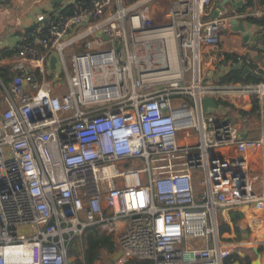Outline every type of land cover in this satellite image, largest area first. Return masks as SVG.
I'll return each mask as SVG.
<instances>
[{"label": "built area", "instance_id": "2783aa9c", "mask_svg": "<svg viewBox=\"0 0 264 264\" xmlns=\"http://www.w3.org/2000/svg\"><path fill=\"white\" fill-rule=\"evenodd\" d=\"M66 1L69 13L38 16L16 42L3 87L0 264H69L71 239L88 227L112 236L114 264H223L246 242L222 238L219 214L264 208L249 157L264 147V124L260 138H241L224 103L263 104L264 82L205 85L201 49L263 9L208 18L212 0H174L157 19L154 0ZM183 94L192 104L174 105ZM206 97L216 107L203 111Z\"/></svg>", "mask_w": 264, "mask_h": 264}, {"label": "crops", "instance_id": "0c3cea01", "mask_svg": "<svg viewBox=\"0 0 264 264\" xmlns=\"http://www.w3.org/2000/svg\"><path fill=\"white\" fill-rule=\"evenodd\" d=\"M159 1L160 0H154L150 5V9L151 14L155 18L161 19L164 17V15L162 17V14H165L167 10L173 6L172 1L174 0H170V6L167 10H164L163 5H161L162 3H159ZM239 1H241V6L244 0H212L208 9V18H212L213 12L220 7L227 10L226 15L234 12L258 11L264 8V6L260 5V0H254V10L247 7L244 11H237L235 9L240 7L236 6ZM68 4L66 0H0V52L3 51L4 54L0 57V71L4 68H8L12 73L7 85H4L0 81V91H2L4 99V101L0 100V114L6 108L3 87H8L11 77L15 74L12 69L13 61L17 55L14 45L26 35L38 16L46 15L50 12L58 13L66 6H70ZM233 6H235V8H233ZM219 14L223 15L224 13L220 11L218 15ZM237 24H249L250 27L249 29L247 28L246 31L250 36L258 34L257 30L259 27L257 28L249 23L248 19L239 20ZM243 37L244 36L240 32L234 31L233 27L223 29L216 47L211 48L205 46L201 49V66H203V68H201V73L204 81H208V85H213L215 81L217 82L219 74L228 68L226 63H219L220 57L218 54L220 52L235 54L240 58H248L252 62L250 65L253 64L258 70L264 72V54H259L258 52L260 46L264 44V39L262 38L261 44L260 42L249 39L245 41ZM209 50L213 51L212 55L205 54V52ZM55 87L56 85L52 88V92ZM25 88L27 91H33L35 86L27 80ZM66 91L53 93L60 95ZM232 99L234 102H227V104H229L227 116H229V120L238 125L241 138L242 136L244 137L243 139L256 140L260 138L262 124H264V118L261 117L260 111L257 114H250V116L243 117L237 110L249 112L252 107L251 99L246 96L232 97ZM260 105L261 109L263 104ZM230 106L235 108V110H230ZM249 157L251 161L254 191L255 193L261 194L264 192V147L252 148L249 150ZM219 217L220 224L225 223L230 229L228 232L221 233L225 241H247L245 244L246 246L244 245L245 247L235 248L238 249L237 251L243 264H246L248 260L251 262L255 259V254L253 252L254 248H257L255 246L261 247V264H264V208L259 210L255 209L252 205H246L237 209L223 211L219 214ZM261 224H263V226ZM114 256L115 251L112 258ZM110 261L108 264H110ZM235 263L239 264L238 262H234L233 264Z\"/></svg>", "mask_w": 264, "mask_h": 264}, {"label": "trees", "instance_id": "16d2710c", "mask_svg": "<svg viewBox=\"0 0 264 264\" xmlns=\"http://www.w3.org/2000/svg\"><path fill=\"white\" fill-rule=\"evenodd\" d=\"M260 5L264 6V0H260ZM247 7L251 10H254L255 4L254 0H244L243 4L240 7H237L235 10L244 11ZM264 9V8H263ZM71 11L70 6H66L62 9L61 13H69ZM248 22L253 24L258 28L257 33L262 36L264 39V14L259 17H249L247 18ZM16 52V51H15ZM259 54H264V44H262L258 50ZM224 57L219 62L226 63L228 67L226 70H223L218 78V85H228L234 83H242V84H258L264 82V72L258 70L255 65H244L250 69L251 72H256L258 75L253 76L251 72L242 74L240 70H233V64H229L228 61H235L237 55L231 53L222 52ZM3 51L0 52V57H2ZM12 73L8 70V68H4L0 71V81L7 85L10 80V75ZM40 83L39 75H35ZM252 107L249 112H243L241 110H237L240 115L243 117L250 116V114H257L260 111V103L259 99L255 96L251 97ZM224 105L229 106V104L224 103ZM264 106V102H263ZM230 110H235L232 106H230ZM230 229L228 225L225 223H221L219 226V233L228 232ZM80 245L81 250H77V245ZM238 249H235L228 257L223 260V264H233L234 262H238L239 264H243L242 259L237 252ZM115 251V246L113 242V238L111 235L101 232L96 227H88L86 228L79 237H74L71 239L69 246L67 248V256L72 259V264H97L102 261L104 257H107L108 263L111 260ZM258 251L261 252V247H258ZM105 255V256H103ZM103 256V257H102ZM107 263V264H108ZM123 264H152L149 260H127ZM246 264H250L249 260Z\"/></svg>", "mask_w": 264, "mask_h": 264}, {"label": "water", "instance_id": "95a60500", "mask_svg": "<svg viewBox=\"0 0 264 264\" xmlns=\"http://www.w3.org/2000/svg\"><path fill=\"white\" fill-rule=\"evenodd\" d=\"M241 4V1L237 2L236 6H240ZM233 8H235V6H233ZM222 12L224 14L227 13V10L220 7L219 9L215 10L213 12V15L212 17H215L216 15H218L219 12ZM232 26H233V30L236 31V32H240L244 37V40L247 41L248 39L249 40H252V41H257V42H260L262 44V37L258 34H255L254 36H250L246 29L250 27V25H244V24H236L235 21L231 22ZM49 64H50V68L51 69H54L55 68V64H56V57L52 56L50 58V61H49ZM233 70H240L242 72V74H246V73H249L251 72L250 69H248L247 67H243V66H238V65H234L232 67ZM253 76H257L258 74L256 72H251ZM216 82V81H215ZM201 107H202V110L203 111H206V109L208 107H211V108H215L216 107V104H215V101L213 99V97H206L202 100V103H201ZM229 123V120H226L224 122V124H227ZM242 138H244L242 136ZM254 254H255V259L252 260L250 262V264H261V256H260V252L258 251L257 248H254L253 250ZM119 258V254H115V256L111 259L110 261V264H114L115 261H117ZM69 264H72V260H69L68 262Z\"/></svg>", "mask_w": 264, "mask_h": 264}, {"label": "rangeland", "instance_id": "374dc122", "mask_svg": "<svg viewBox=\"0 0 264 264\" xmlns=\"http://www.w3.org/2000/svg\"><path fill=\"white\" fill-rule=\"evenodd\" d=\"M113 2H115V0H112V3ZM153 2H150V4L149 5H151ZM159 3H162L161 5H163V7H164V10H167L168 8H169V6H170V0H160L159 1ZM158 19V18H157ZM155 22H157L156 20H154ZM220 34H221V32H220ZM75 47L73 48V49H71L70 51H65V53H64V55H65V57H66V59H69V55H70V53H72V52H74L75 51ZM213 51L212 50H209V51H207V52H205V54H208V55H212L213 53H212ZM202 62V61H201ZM201 62H200V68H203V66H201ZM186 75L188 76L189 75V71L186 73ZM48 77V75H45V78H47ZM40 79H43V76L42 75H40ZM46 81H48V80H46ZM56 81H58L59 82V84L58 85H56V87H55V89L53 90V92L54 93H59V92H64V91H66L67 90V80H65L64 78H62V80H56ZM187 83H189V82H187ZM205 85H208V81L207 82H203ZM215 84V83H214ZM0 100L1 101H4V99H3V94H2V91H0ZM182 101H186L188 104H192V96H191V94H183V95H179V96H175V97H173L172 98V102H173V104L174 105H178V104H180ZM195 138H196V134L194 133V134H192V141L193 140H195ZM262 226H263V224H261ZM238 239V238H237ZM242 241H240V242H238V243H241ZM246 243H247V241H246ZM246 246V245H245ZM244 246V247H245ZM255 247H257L258 248V246H255ZM77 250H81V248H80V245L78 244L77 245ZM235 250V249H234ZM245 250V249H244ZM240 251V250H239ZM238 252V251H237ZM103 256H105V255H103ZM102 256V257H103ZM72 260V259H71ZM108 263V259H107V257H104L103 259H102V261H100V262H98L97 264H107ZM235 264H237V263H235Z\"/></svg>", "mask_w": 264, "mask_h": 264}, {"label": "bare ground", "instance_id": "6f19581e", "mask_svg": "<svg viewBox=\"0 0 264 264\" xmlns=\"http://www.w3.org/2000/svg\"><path fill=\"white\" fill-rule=\"evenodd\" d=\"M172 63H173V65H174V68H175V69H177V66H176V65H177V63H176V60H175V58H173V60H172Z\"/></svg>", "mask_w": 264, "mask_h": 264}]
</instances>
